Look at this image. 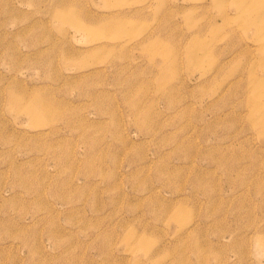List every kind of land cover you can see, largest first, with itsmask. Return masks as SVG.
<instances>
[{
	"label": "rangeland",
	"instance_id": "374dc122",
	"mask_svg": "<svg viewBox=\"0 0 264 264\" xmlns=\"http://www.w3.org/2000/svg\"><path fill=\"white\" fill-rule=\"evenodd\" d=\"M251 95L264 0H0V264H264Z\"/></svg>",
	"mask_w": 264,
	"mask_h": 264
},
{
	"label": "bare ground",
	"instance_id": "6f19581e",
	"mask_svg": "<svg viewBox=\"0 0 264 264\" xmlns=\"http://www.w3.org/2000/svg\"><path fill=\"white\" fill-rule=\"evenodd\" d=\"M255 83L258 86L261 85L259 84V80H257V82L255 81ZM249 102L252 111L250 116L251 125L262 131L264 129V108L260 105L258 99L254 95L249 96Z\"/></svg>",
	"mask_w": 264,
	"mask_h": 264
}]
</instances>
